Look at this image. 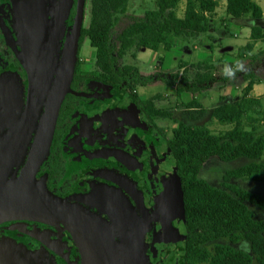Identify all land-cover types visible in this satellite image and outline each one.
Returning <instances> with one entry per match:
<instances>
[{"label":"flooded vegetation","instance_id":"obj_1","mask_svg":"<svg viewBox=\"0 0 264 264\" xmlns=\"http://www.w3.org/2000/svg\"><path fill=\"white\" fill-rule=\"evenodd\" d=\"M88 1L76 44L79 0H0V174H20L45 113L62 95L37 178L111 226L121 264H192L196 242L168 136L138 112L129 90L120 94L92 78L98 68L83 59ZM168 181L182 201L165 197ZM0 264L84 259L62 221L30 214L0 223Z\"/></svg>","mask_w":264,"mask_h":264},{"label":"trees","instance_id":"obj_2","mask_svg":"<svg viewBox=\"0 0 264 264\" xmlns=\"http://www.w3.org/2000/svg\"><path fill=\"white\" fill-rule=\"evenodd\" d=\"M222 1L227 2L229 21L251 28L250 41L240 49L241 56L250 54L257 42L264 41V10L255 0H186L183 17L177 14L181 0H157L155 10L146 11L143 17L132 16L116 37L115 30L122 16L127 15L130 0H92L91 22L84 35L96 49L98 70L91 77L108 85H117L120 94L129 90L137 100L138 112L152 118L153 127L167 137L156 121L172 120L173 113L156 106L155 101L162 99L161 95L141 99L139 87H146L161 78L176 86L177 92L186 90L196 94V85L185 78L176 83L177 75L143 77L136 66L122 61L132 51L133 58L142 48L169 51L177 38L188 39L208 33L213 27L210 19ZM263 58L264 52L258 56L259 60ZM221 79L229 80L224 75ZM253 85L254 81L249 79L242 99L220 103L212 110L200 105L196 99L182 104L191 120L198 122L210 117L224 126L233 125L231 130L214 132L206 124L176 119L173 136L167 138L166 149L175 162L187 200L190 240L196 242L192 264H264V220H257L249 207L252 205L264 211V196L231 183L232 179L258 181L264 177V163L261 161L264 131L255 126L261 119L253 116L261 104L247 98ZM107 88L111 90V87ZM212 157L222 162L245 157L251 162L227 172L222 188H218L199 177L204 164ZM223 240L229 243L221 242ZM210 242L215 243L213 250L208 247ZM244 243L248 250L236 248Z\"/></svg>","mask_w":264,"mask_h":264},{"label":"crops","instance_id":"obj_3","mask_svg":"<svg viewBox=\"0 0 264 264\" xmlns=\"http://www.w3.org/2000/svg\"><path fill=\"white\" fill-rule=\"evenodd\" d=\"M181 2L177 9L179 17L184 16L186 9V0H184V6L182 7V11L179 13ZM226 8L227 2H220L218 9L210 19L213 23L212 29H216L215 32H211L210 30L208 33L195 35L188 39L177 38L175 39L174 47L169 51L164 49H160L158 51L151 50L152 54L149 60L157 67L159 73H162L164 68L168 69L178 65L177 70L172 71L171 74H166V76L177 75L179 77L177 81L185 78V80L189 83L193 82L198 88L196 94L186 90L183 92H177L176 86L168 84L169 89L167 93L175 94L176 97L179 96L181 100L178 103L180 104H182V102L186 104L196 99L200 105L208 110H212L220 103L233 102L235 100L242 99L245 95V89L249 84V79H252L254 81V85L247 98L250 100L255 99L260 102L261 107L258 108H262L264 105V80L260 77L261 75L258 74L261 73V65L264 63V58L262 60L258 59L259 54L264 52V41L257 42L254 50L250 54L241 56L239 50L250 41L251 28L249 26H245L248 28H242L244 25L234 22L238 26H231L233 31L232 33L230 31V24L232 21H229L226 15ZM262 8L264 10L263 6ZM238 42L240 43L238 44ZM242 42L244 44H242ZM139 51L137 52V57L134 58V60L138 59ZM224 54L227 56L229 55V57L225 59L227 61L224 63L220 62L215 65L212 64V61L221 59ZM243 58L248 59L244 63L245 66L240 67L239 65L241 64L239 59ZM249 58H252L254 61L251 62L250 60L248 62ZM159 60H162L161 64H158ZM260 61L261 65H258ZM190 63L192 64L191 66L195 68V73L192 74L191 77L188 75V67L190 66ZM228 64H231L230 69L228 68ZM134 66H136L139 70L138 65L134 64ZM223 75L224 77H228L229 80L221 79ZM248 76L250 78H247ZM213 77H215L216 80H213ZM139 94L142 95L140 91ZM205 95H207L208 98L204 101L210 102L209 105L204 104L202 102L203 100H200ZM162 98V100H164L167 97L162 96ZM146 99L148 98H143V100ZM155 104L157 106V103ZM176 108L178 110L182 107ZM166 109L173 113L170 108ZM217 122L218 121L212 119L214 126H209V128L213 130L218 127L220 131L216 132H223L233 128V125L224 126ZM262 125V121L255 124L258 128Z\"/></svg>","mask_w":264,"mask_h":264},{"label":"water","instance_id":"obj_4","mask_svg":"<svg viewBox=\"0 0 264 264\" xmlns=\"http://www.w3.org/2000/svg\"><path fill=\"white\" fill-rule=\"evenodd\" d=\"M85 5L86 0H79L76 44L80 36ZM73 75L74 69L69 74V80L73 79ZM61 98L62 95L58 100ZM58 100L53 101L51 108L45 113L30 157L20 174L9 178L0 174V223L6 219L23 218L30 214L59 219L75 238L81 249L84 264H121L111 226L102 218L89 215L53 194L46 183L37 178L52 141L59 112ZM106 155L114 158L116 152L109 151ZM168 183L165 197H178L182 201L183 195L173 192L170 181Z\"/></svg>","mask_w":264,"mask_h":264},{"label":"rangeland","instance_id":"obj_5","mask_svg":"<svg viewBox=\"0 0 264 264\" xmlns=\"http://www.w3.org/2000/svg\"><path fill=\"white\" fill-rule=\"evenodd\" d=\"M257 1L259 4H261L264 7V0H255ZM184 6V0H182L181 2V6L179 9V13L182 11V7ZM157 7V0H130L129 6H128V13L125 16H122L121 22L118 25V27L115 30V37L116 35L122 31V29L124 27H126L131 19L132 16H137V17H142L145 15L146 11L148 10H154ZM91 9H92V0L88 1V4L86 6V25L89 27L90 22H91ZM121 18V17H120ZM211 24L213 25V23L211 22ZM238 26L236 25L233 21L230 24V31L233 33L231 26ZM241 27V26H239ZM242 28H248L243 26ZM216 30V29H215ZM214 29L211 30V32H215ZM240 42H238L239 44ZM242 44H244L242 42ZM133 52H129L127 54V56L125 57V59L122 61V63L124 64H130V65H138L139 67V72L141 74V76L143 77H156V76H160L159 71L157 70V67L154 66L153 63H151V61L149 60L152 52L150 49H146V48H142V50L139 51V57L137 60H134L133 58ZM239 53H242L239 50ZM83 59L87 61L88 65L90 66L89 69H93L96 67V49L94 47H92L90 40L88 38H86L85 40V44L83 46ZM164 54V53H163ZM244 56V55H243ZM227 57H229V55H223V57L219 60H215L212 61V64H218L220 62H225L227 60H225ZM252 57V56H251ZM248 59V58H247ZM247 59L243 58V59H239V62L241 65H239L240 67L245 66L244 63L247 61ZM251 60L254 61L252 58H249L248 62ZM162 61V60H161ZM161 61H158V64H161ZM192 64L190 63V66L188 67V75L189 77H191L192 74L195 73V68L191 66ZM258 65H261V61L258 63ZM228 68H231V64H228ZM178 69V65L176 67H172V68H168V69H163L162 71V75L165 78H168L169 76H166V74H171L172 71L177 70ZM261 73L260 74L261 78H263L264 80V63L261 65ZM165 75V76H164ZM180 81V80H179ZM243 81V80H242ZM178 83V81L176 82ZM236 84V83H234ZM197 88V87H196ZM169 89L168 84L161 78H158L154 81H152L148 86L146 87H139V91L141 92L142 95H140V98L143 99L145 97H147L148 99H150L153 96L156 95H162L165 98L164 100L162 99H158L155 101V103H157V106L159 108L162 109H166V108H170L173 111V116L174 118L168 119V120H163V119H158L156 121L157 125L160 128H163L165 130V132L168 135V138H171L173 136V129L174 127H176V122L175 120H183L189 123H194V124H206L207 126H214L212 123V118L207 117L204 120H201L198 122H195L193 120L190 119V117L188 116L187 112H186V108L184 106H182V104H185L182 102V104L178 103L181 98L179 96L176 97L175 94H168L167 91ZM198 89V88H197ZM208 97L207 95L203 96L200 100H203L202 102L204 104H210V102L208 101H204L206 100ZM162 100V101H160ZM176 107H182L179 108L177 110ZM258 110V109H256ZM257 112V111H256ZM259 113H254L253 116L261 119V121L263 122V125L261 127H259V130L264 131V105L262 106V108H260L258 110ZM215 120V119H214ZM219 123V122H217ZM220 124V123H219ZM227 126V125H225ZM220 127V126H219ZM213 131H220L219 128L217 127L216 129L214 128ZM222 132V131H221ZM262 163H264V155L261 159ZM251 160L249 158H238L234 161L231 162H222L220 161L217 157H212L210 158L203 166L201 173L199 175V177L205 181H207L209 184H211L214 187H220L222 188V183L224 181V176L227 172L231 171V170H235L243 165H246L248 163H250ZM232 184H237L238 186H240L243 189H246L250 192L253 193H257L260 194L262 196H264V177H260L258 181H251V180H245V179H232L231 180ZM251 209L255 212L256 215V219L257 220H264V211L260 210L256 207L250 206ZM221 242H227L225 240L221 241ZM229 243V242H227ZM241 248L248 250V245L246 243L239 245ZM211 248L213 247L212 245L210 246Z\"/></svg>","mask_w":264,"mask_h":264}]
</instances>
